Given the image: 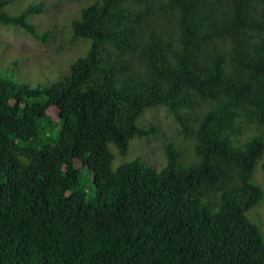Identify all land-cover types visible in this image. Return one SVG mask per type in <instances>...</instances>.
Returning a JSON list of instances; mask_svg holds the SVG:
<instances>
[{
  "label": "trees",
  "instance_id": "trees-1",
  "mask_svg": "<svg viewBox=\"0 0 264 264\" xmlns=\"http://www.w3.org/2000/svg\"><path fill=\"white\" fill-rule=\"evenodd\" d=\"M9 2L0 26L48 38L29 21L40 4ZM77 17L88 49L62 75L0 73V264H264L247 217L264 195V0H85ZM159 107L191 159L165 143L160 168H112L110 145L158 134L139 118Z\"/></svg>",
  "mask_w": 264,
  "mask_h": 264
},
{
  "label": "rangeland",
  "instance_id": "rangeland-1",
  "mask_svg": "<svg viewBox=\"0 0 264 264\" xmlns=\"http://www.w3.org/2000/svg\"><path fill=\"white\" fill-rule=\"evenodd\" d=\"M85 0H11L5 6L9 14H18L30 4H40L42 11L33 14L29 21L36 27V33L48 35L46 40L33 36L23 29L0 26V73L13 76L30 85L46 84L62 75L69 64L77 57L84 55L88 43L82 39L72 38L71 21L78 18V12ZM89 0H86L88 2ZM14 61L16 66H14ZM64 71V72H63ZM141 124L149 126L154 123L158 127V134L148 138L132 141V150L125 156L114 152L112 168L123 161H129L136 155L157 168L164 166L166 157L164 144L171 143L176 148L180 145L183 159L190 160L193 142L189 137L180 135L177 130L179 124L175 122L166 109L152 108L145 111L139 118ZM253 133L250 128L244 129V134L238 140L243 141ZM140 152L139 154H137ZM264 156L258 161L254 181L260 184L264 192V170L261 163ZM79 164V162H77ZM81 181L86 185L87 198L93 196L91 175L84 169ZM247 217L257 224L264 235V195L262 200L247 212Z\"/></svg>",
  "mask_w": 264,
  "mask_h": 264
}]
</instances>
